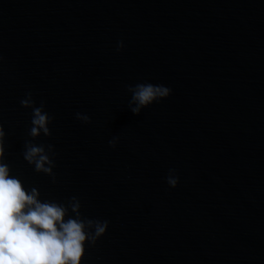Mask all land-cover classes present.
<instances>
[{"label": "water", "instance_id": "water-1", "mask_svg": "<svg viewBox=\"0 0 264 264\" xmlns=\"http://www.w3.org/2000/svg\"><path fill=\"white\" fill-rule=\"evenodd\" d=\"M140 83L170 95L133 114ZM0 126L22 186L107 221L81 264H264V0H0Z\"/></svg>", "mask_w": 264, "mask_h": 264}, {"label": "clouds", "instance_id": "clouds-1", "mask_svg": "<svg viewBox=\"0 0 264 264\" xmlns=\"http://www.w3.org/2000/svg\"><path fill=\"white\" fill-rule=\"evenodd\" d=\"M118 47H123V43ZM131 91L130 103L135 105L131 111L138 114L141 108L166 99L171 89L140 83ZM21 105L28 107L30 101L22 100ZM83 119L87 121L88 117ZM48 122V114L42 108H33L30 136L35 138L41 132L48 135ZM4 138L0 126V264H81L85 245L105 234L107 221L82 218L75 197L66 206L55 200H42L37 188L22 186L23 182L11 175L5 162ZM23 159L37 173L52 174V161L43 146L26 143ZM167 182L174 188L178 178L170 176Z\"/></svg>", "mask_w": 264, "mask_h": 264}]
</instances>
